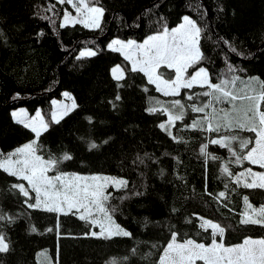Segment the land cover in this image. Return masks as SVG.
<instances>
[{"label":"trees","instance_id":"1","mask_svg":"<svg viewBox=\"0 0 264 264\" xmlns=\"http://www.w3.org/2000/svg\"><path fill=\"white\" fill-rule=\"evenodd\" d=\"M53 4V11H45ZM97 6L105 9L101 28L80 24L60 28L63 11L70 10L66 4L56 0H0V152L7 154L36 139L30 129L13 120L11 113L18 109L30 115L40 111L49 127L37 140L38 155L47 158L68 152L72 159L64 161L60 171L123 177L129 180V189L135 186L145 193L123 202L111 200L119 206L114 219L133 236L110 240L92 237L85 235L91 226L77 214L57 218L56 213L28 208L26 198L10 187L24 182L0 170V211L15 217L11 223L0 221V231L9 243V251L0 253V264H105L112 258L117 264H155L169 238L168 225H175L181 235L188 233L197 242H211V230L205 233L200 229L197 217L231 225L225 232L226 245L242 243L245 237L264 238L261 226L239 224L245 210L243 196L249 197L253 207H259L264 204V190L237 188L221 174L220 163L234 159L226 149L208 146L221 161H206L200 155L201 143L217 134L184 128L185 122L191 124L202 114L189 111L184 122H176L173 135L183 138V142H176L159 127L167 116L146 111L155 100L191 103L184 99L187 90H181L180 96H163L139 72L126 71L125 79L115 80L113 67L130 66L121 53L107 47L114 39L143 42L162 25L173 28L189 16L205 28L201 41L205 59L196 67L206 68L212 82L233 75L242 85L250 77L264 81V0H99ZM85 49L97 55L77 59ZM229 66L235 71L229 72ZM194 70L189 69V73ZM158 71L174 77L165 67ZM63 93L70 94L77 107L55 123L52 102L61 100ZM240 135L254 137L247 132ZM88 141L99 147L89 150ZM138 155L144 164H133ZM228 166L232 171L245 167L264 171L247 161ZM109 191L116 197L128 192ZM221 191L227 198L217 202L213 196ZM186 218L193 223L185 224ZM153 244L160 247L153 248ZM132 248L137 249V255H130ZM124 256L129 260L122 262Z\"/></svg>","mask_w":264,"mask_h":264},{"label":"snow or ice","instance_id":"2","mask_svg":"<svg viewBox=\"0 0 264 264\" xmlns=\"http://www.w3.org/2000/svg\"><path fill=\"white\" fill-rule=\"evenodd\" d=\"M60 5H71L76 15H71L68 10L63 11V19L59 27L81 24L84 28H101L105 9L97 6L99 0H56ZM56 5H50L45 11H53ZM43 19H50L42 17ZM163 19V18H161ZM55 25V21L50 20ZM205 28L189 16L182 18V23L169 28L166 24L155 34L147 36L142 43L135 40L122 41L114 39L107 45L113 52H119L125 60L131 64L130 69L121 65L112 68L113 78L117 81L125 79V72H139L147 77V82L155 86V91L166 97H176L184 93V99L191 103L182 102L181 99H172L162 102L155 100L146 111L151 113L162 112L167 116L165 123L159 127L167 132L176 142H183L182 137L173 135L172 128L176 122L185 121V117L191 113L202 114L192 119L191 124L184 123V128L198 130L202 133H215L214 138H207V142L200 145V155L205 160L221 161L222 158L208 151L209 145H218L226 149L230 157L234 158L227 163H220V172L226 176L230 183L237 188L264 190V171H254L252 167H245L242 171H232L229 164L242 165L247 161L250 165L264 169V81L258 77H250L243 87H238V76L230 78L218 77L217 82H212L208 70L204 67H196L205 59L201 50V41L204 38ZM3 33L0 32V37ZM227 44L228 42L225 41ZM232 52H237L231 47ZM242 55V53H237ZM97 53L91 49L82 50L77 59L92 57ZM174 70V77L158 71L161 66ZM195 70L189 73V69ZM229 72L235 69L229 66ZM120 87V85H117ZM195 87L206 89L193 91ZM147 91V89H145ZM68 97V93H64ZM204 98V99H202ZM120 99L119 95L116 97ZM56 110L52 112V121L59 120L77 107L76 103L69 105H57L52 102ZM227 105V107H221ZM12 116L26 128L35 133L36 139L23 144L7 154L0 152V170L8 176L16 177L24 183H13L11 189L18 190L24 196L25 204L31 209H40L49 213L60 215L79 214L78 218L85 221L86 225L98 227L99 232L89 231L85 235L96 238L112 239L113 237H132L133 234L122 227L114 219L119 211L118 205H113L111 200L119 199L121 202L130 196H142L145 193L135 189H129V180L123 177L108 176L102 174L80 175L60 171V165L72 159L68 152L60 156L49 154L47 158L38 155L40 146L37 143L42 131H46L49 124L45 121L40 111L30 119L23 110L13 112ZM91 122V117L87 118ZM241 132L253 133L254 137L241 136ZM89 150L96 149L99 145L88 141ZM107 143V141H104ZM251 145V146H250ZM145 156H148L145 153ZM144 164V158L139 155L133 164ZM55 172V175H49ZM163 175V170H161ZM229 184H225L228 188ZM109 188L119 192L127 189L125 195L116 197ZM30 191L35 196H30ZM207 191V188H205ZM212 196V193H207ZM213 198L219 202L226 199V193L221 191ZM34 199V203L29 202ZM245 210L240 214V225H259L264 228V204L253 207L247 195L243 196ZM177 211L176 209L172 210ZM195 215V214H193ZM15 217L0 211V221L13 222ZM201 222L198 225L205 233L210 232V243L197 242L188 233H183L175 225H168L169 238L165 246L159 252L155 264H264V238L252 239L245 237L242 243L226 245L225 232L227 227L218 222L197 217ZM185 224H192L191 219L186 218ZM59 227V220L57 228ZM32 231H36L33 227ZM52 231V229H48ZM201 235L200 232L196 233ZM219 237V241L217 240ZM6 235L0 231V253L9 251V243ZM153 248H159L153 244ZM130 255H137V249L132 248ZM151 255V254H148ZM129 256L120 258L122 262L129 260ZM146 258V257H145ZM105 264H117L116 258L106 260Z\"/></svg>","mask_w":264,"mask_h":264},{"label":"rangeland","instance_id":"3","mask_svg":"<svg viewBox=\"0 0 264 264\" xmlns=\"http://www.w3.org/2000/svg\"><path fill=\"white\" fill-rule=\"evenodd\" d=\"M67 5V4H66ZM68 7H69V12L71 13V15H76V13H75V9H73L72 7H71V5H67ZM63 19V18H62ZM62 22V21H61ZM181 23H182V21H181ZM81 25V24H80ZM120 40V39H119ZM127 41V40H126ZM125 41V42H126ZM137 43H139V42H137ZM140 43H142V42H140ZM127 61V60H126ZM128 62V64H129V66H130V68H131V64H130V62L129 61H127ZM162 67H165V66H163L162 65ZM166 68V67H165ZM168 69V68H167ZM170 70V69H169ZM173 72H174V70H172ZM111 73H112V71H111ZM174 75H175V73H174ZM113 76V75H112ZM147 78V77H146ZM240 81V80H239ZM237 82V86L238 87H243L244 85H242L240 82ZM56 102H57V105H60V104H63V105H71L72 103H73V99H72V97H71V95L69 94L68 95V97H66L65 95H64V93H63V97H62V99L61 100H55ZM20 110H23L24 112H26L27 113V117L30 119L31 117H34L35 116V114L36 113H34L33 115H30L25 109H18V110H15V111H13V112H20ZM54 110H56V106H54L53 105V103H52V112L54 111ZM12 112V113H13ZM52 112H51V118H52ZM71 112V111H70ZM69 112V113H70ZM12 113H11V115H12ZM41 113V112H40ZM68 113V114H69ZM41 115L43 116V114L41 113ZM66 116V115H65ZM64 116V117H65ZM44 117V116H43ZM63 117V118H64ZM12 118H13V120L15 121V122H17V120L12 116ZM61 120V119H60ZM59 120V121H60ZM18 123V122H17ZM19 124H21V123H19ZM21 125H23V124H21ZM24 126V125H23ZM28 129H30V128H28ZM31 130V129H30ZM43 132V131H42ZM41 132V133H42ZM35 134V133H34ZM28 143V142H27ZM22 146V145H21ZM14 151V150H13ZM254 171H256V170H254ZM49 175H55L56 173L55 172H49L48 173ZM84 176H87V175H84ZM24 182V184H25V186L27 187V182L26 181H23ZM30 196H32V197H34L35 196V193L34 192H31L30 191ZM35 201H34V199H32V203H34ZM79 214L77 213V216H78ZM91 231H96V232H99L100 231V229L98 228V227H91ZM197 264H202V262H197Z\"/></svg>","mask_w":264,"mask_h":264}]
</instances>
